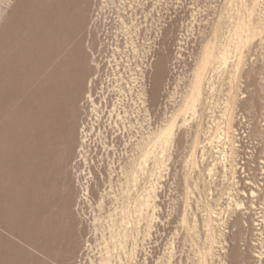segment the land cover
Masks as SVG:
<instances>
[{"label":"rangeland","instance_id":"rangeland-1","mask_svg":"<svg viewBox=\"0 0 264 264\" xmlns=\"http://www.w3.org/2000/svg\"><path fill=\"white\" fill-rule=\"evenodd\" d=\"M0 14V264H264V0Z\"/></svg>","mask_w":264,"mask_h":264},{"label":"bare ground","instance_id":"bare-ground-1","mask_svg":"<svg viewBox=\"0 0 264 264\" xmlns=\"http://www.w3.org/2000/svg\"><path fill=\"white\" fill-rule=\"evenodd\" d=\"M0 18H2V14H0ZM212 58H213V50L212 49H207V51H206V53H205V55H204V57L202 58V63H201V65H200V67H199V69H198V71L196 72V74H195V80L193 81V90H192V92H191V94H190V96H191V103H190V108H193V109H195V107H196V103H197V101L200 99V95H201V92H200V77H201V70L203 69V68H205V66L212 60ZM219 62H221V64H226L227 65V62H228V56H226V55H224L221 59H220V61ZM117 65H118V63H117ZM220 66V65H219ZM224 67V66H223ZM155 69H156V78H159L160 77V75L162 74V72H163V65H162V63L161 62H159V63H157V65H156V67H155ZM219 69H220V67H219ZM118 74V73H117ZM122 78V77H121ZM121 78H118V79H116V80H114L116 83L117 82H119L120 80H121ZM113 80H111V81H113ZM107 81H110L109 79L107 80ZM110 81V82H111ZM109 82V83H110ZM96 83V81H95V79H91L90 81H89V89H88V96H87V100H88V102H91L92 103V106H93V112H96V113H98L99 111H100V109H99V107L96 105V100L93 98V88H94V84ZM104 83V82H103ZM108 83V84H109ZM114 83V82H113ZM121 83V82H120ZM105 84V83H104ZM111 84V83H110ZM118 85H120V84H118ZM117 85V86H118ZM108 86V85H107ZM110 87H111V85H109ZM113 86H115V88H116V84L115 85H113ZM120 87V86H119ZM122 87H123V85H122ZM134 87H135V85H134ZM136 88V87H135ZM134 88V89H135ZM106 88H104V86H102V90H105ZM117 89H118V87H117ZM112 90V89H111ZM121 90V89H120ZM113 91V90H112ZM120 92V91H119ZM102 96H103V93H102ZM103 98H106V96L104 97L103 96ZM107 99V98H106ZM106 99H104L105 101H107ZM103 108V107H102ZM114 110H116V109H114ZM196 110V109H195ZM194 110V111H195ZM118 111V110H117ZM193 111V112H194ZM112 112H113V110H112ZM195 113V112H194ZM119 115H121V113L119 112ZM116 116V115H115ZM119 118V117H118ZM187 120V119H186ZM83 126V125H82ZM84 127V126H83ZM89 131V130H88ZM84 132H85V130H83V136H82V141H81V144H80V152H82V150L84 149V145H85V138L87 137V133L86 134H84ZM87 132V131H86ZM90 132V131H89ZM161 135V134H160ZM89 136V135H88ZM161 137H164V134H163V136H161ZM156 139V138H155ZM148 153V152H147ZM150 154V153H149ZM148 154V155H149ZM154 154V153H153ZM152 154V155H153ZM147 157V156H146ZM143 162H144V160H143ZM146 165V164H145ZM143 167V166H142ZM141 171V170H140ZM145 197V196H144ZM143 197V198H144ZM148 197H147V195H146V199H147ZM142 199V198H141ZM140 200V199H139ZM147 201V200H146ZM139 202V201H138ZM142 202H143V200H142ZM149 203V202H148ZM147 204V203H146ZM141 205H143V204H141ZM145 206V205H144ZM141 208H143L142 206H140ZM114 225V224H113ZM119 228H121L120 226H119ZM123 231V230H122ZM119 232V231H118ZM120 234H121V232H120ZM123 235V234H122ZM125 236V235H124ZM118 237V236H117ZM118 241V240H117ZM121 243V242H120ZM122 244V243H121ZM123 246H124V244H123ZM122 246V247H123ZM119 259H121V258H119ZM106 262H108L107 260H106ZM104 263V262H103ZM108 264V263H107Z\"/></svg>","mask_w":264,"mask_h":264}]
</instances>
